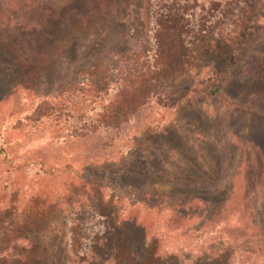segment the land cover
<instances>
[{
    "label": "rangeland",
    "instance_id": "374dc122",
    "mask_svg": "<svg viewBox=\"0 0 264 264\" xmlns=\"http://www.w3.org/2000/svg\"><path fill=\"white\" fill-rule=\"evenodd\" d=\"M11 1L0 20L20 15ZM46 1L27 16L47 18L54 39L0 21V249L26 258L0 264H264V0H118L126 54L106 58L98 12L76 26L85 8ZM173 3L198 17L189 33L204 31L185 73L106 122L124 81H138L155 12ZM99 60L104 88L86 72ZM184 192L206 204L172 207ZM128 220L146 235L141 255L120 247L133 243Z\"/></svg>",
    "mask_w": 264,
    "mask_h": 264
},
{
    "label": "trees",
    "instance_id": "16d2710c",
    "mask_svg": "<svg viewBox=\"0 0 264 264\" xmlns=\"http://www.w3.org/2000/svg\"><path fill=\"white\" fill-rule=\"evenodd\" d=\"M34 1L35 0H22V5L18 7L16 1L12 0L11 6L15 7V10H19L20 15L17 17L13 16L12 20V15H10V21L7 18H2L0 21L4 25L14 24L20 29V34L29 39H33L36 36H40L43 40L53 38L54 35L47 27V18H29L27 16V9L32 6ZM38 1L40 2V0ZM74 3L85 8V13L76 17L77 19L75 17L71 19L74 14H77L76 11L74 13H63L62 17L70 18L71 23L77 26V24L88 22L91 12L93 13V10H95V12L99 13L101 18V21L93 25L96 32L95 38L98 37L103 39V37H108L106 39L108 42L102 44V52L99 54L103 55L102 57L105 58L109 55L125 56L126 49H123V42L126 40L127 35L120 22H117L118 18L121 16L120 2L118 0H74ZM174 3L169 6L168 10H165V12H163L162 9L159 12H155L153 27L150 31L153 47L152 49H146L142 52L143 56L141 55L139 58L142 60L140 69L135 70V72L133 71L134 73H139L138 76H136V80L138 81L137 83L136 81L132 83V80L124 81V87L118 92L116 97L119 99H116L114 103L109 105L108 109L111 110V113L107 116L106 122L111 119L113 122H120L121 119L119 116L122 114V118H124L125 116L131 115L137 110H140L152 94H156L155 91L159 88L157 86L162 82L164 83L165 81L175 80L185 73L190 49L194 43H197L202 39L204 31L193 28V31H191L192 34L189 33L190 30L188 29L192 27L193 19H197L198 17L192 14L190 9L175 8ZM108 6H112L111 9ZM108 15H111L110 19L108 18ZM112 36H115L114 39L118 40L122 45H113L114 43L111 42L115 41H109ZM38 44L39 42L36 43V46H38ZM39 50H41V47L39 48L38 46V51ZM101 63V60H99V63H92L89 68L90 70L86 72L88 76H91L90 73H93V71L98 72L99 74L96 76L98 79L97 84L102 85L104 88L110 80V77L107 76L106 73L111 71L107 65H101ZM142 70L145 72L140 73ZM78 77L79 73H76V79H78ZM74 83L80 84L79 81H75ZM131 83L133 84L132 87H130L132 85ZM70 84H72L71 81L67 83V86H71ZM103 88L101 89L103 90ZM262 116H264V113H262ZM176 198H170L172 200V207L186 209L196 201L201 202L202 205L206 204L203 197L193 196L190 192H184L182 193L181 198ZM147 202V199L141 201V203L148 205ZM123 225L122 228H124V230L127 229L130 231V234L128 235L132 237L133 243L127 244L126 242L120 247L127 253L131 252L138 255L143 254L145 252L144 240L146 236L143 228L137 225L135 220H128L124 222ZM121 234L122 233H120V235ZM112 237L111 233H109L104 239L98 238L94 248L105 249L108 247L107 242L109 240L111 241ZM94 255L101 258L97 253H94ZM0 259H7L10 263H13V261L16 260L21 262L26 261L24 254L21 253V249L18 250V247L15 245L0 249Z\"/></svg>",
    "mask_w": 264,
    "mask_h": 264
}]
</instances>
